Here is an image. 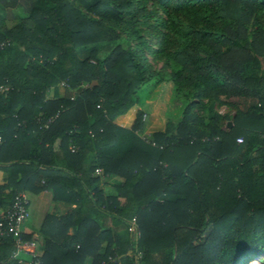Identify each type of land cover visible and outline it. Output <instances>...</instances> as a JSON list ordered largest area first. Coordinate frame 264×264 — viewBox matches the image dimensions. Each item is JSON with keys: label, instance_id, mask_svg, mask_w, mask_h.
Segmentation results:
<instances>
[{"label": "trees", "instance_id": "obj_1", "mask_svg": "<svg viewBox=\"0 0 264 264\" xmlns=\"http://www.w3.org/2000/svg\"><path fill=\"white\" fill-rule=\"evenodd\" d=\"M154 1L168 36L151 53L166 71L130 43L153 16L140 0H36L0 23V211L43 190L74 205L43 218L39 264L264 255V0ZM170 86L179 119L158 117ZM133 107L129 127L115 121ZM2 228L0 264L38 252Z\"/></svg>", "mask_w": 264, "mask_h": 264}, {"label": "crops", "instance_id": "obj_2", "mask_svg": "<svg viewBox=\"0 0 264 264\" xmlns=\"http://www.w3.org/2000/svg\"><path fill=\"white\" fill-rule=\"evenodd\" d=\"M35 1L36 0H0V23L7 28L13 26L20 19L29 15ZM131 113L121 115L117 117L115 121L120 125L129 127L134 119V117H130ZM116 178V176L102 178L99 182V187L106 193H114V187L112 185L115 183ZM25 194L28 198L29 216L24 223V230L26 233H30L33 239L37 240L35 244V247H37L36 250L38 253H42L44 241L38 229L43 218L46 214L55 216L60 215L70 210L74 205L68 202L53 200L51 198V192L48 190H43L37 194L30 192H25ZM84 264H90V258H87Z\"/></svg>", "mask_w": 264, "mask_h": 264}, {"label": "rangeland", "instance_id": "obj_3", "mask_svg": "<svg viewBox=\"0 0 264 264\" xmlns=\"http://www.w3.org/2000/svg\"><path fill=\"white\" fill-rule=\"evenodd\" d=\"M140 1L144 2L145 7L148 9V11H151V13H153V16L149 19L150 24L148 26L142 27L143 41L140 42L136 39H132L130 43L133 47H135V49H137L140 45L141 50L138 52V54H140V59L145 61L146 64L150 65L154 69H162L166 71L167 69L163 66L162 60L151 53V50L156 49L158 46H160L162 41L166 39L168 36L166 30L161 26V24H159L161 11L157 8V5L154 0H140ZM259 20L264 24V11L260 12ZM183 107H184V103H180L175 99L173 94V87L170 86L160 104L158 110V117L161 119H165V118L179 119L182 115ZM212 107L214 110H216L221 114L224 113H229V115L233 114V110L231 109L229 110V108H227L224 105L212 104L211 108ZM197 110L202 114L207 113L206 110H201V109L200 110L197 109ZM129 113H131L130 117L133 118L136 113V108L133 107L132 109H130L128 114ZM228 122L230 125L233 124L231 119L227 120L226 124H228ZM250 264H264V255L260 256V258H256L255 260L251 261Z\"/></svg>", "mask_w": 264, "mask_h": 264}, {"label": "built area", "instance_id": "obj_4", "mask_svg": "<svg viewBox=\"0 0 264 264\" xmlns=\"http://www.w3.org/2000/svg\"><path fill=\"white\" fill-rule=\"evenodd\" d=\"M2 44V43H0ZM9 90L6 85L0 84V93H5ZM1 141V139H0ZM238 142H242V138H237ZM29 216L28 198L25 193H18L13 201L11 207L5 211H0V236L3 234L2 225L6 222L10 230L13 232L16 243L18 244H34V241L23 240L20 236V226L27 220ZM35 245V244H34ZM40 254L38 252L32 253V258L27 261H22V264H39Z\"/></svg>", "mask_w": 264, "mask_h": 264}, {"label": "water", "instance_id": "obj_5", "mask_svg": "<svg viewBox=\"0 0 264 264\" xmlns=\"http://www.w3.org/2000/svg\"><path fill=\"white\" fill-rule=\"evenodd\" d=\"M228 124H229V122H228ZM230 125V124H229Z\"/></svg>", "mask_w": 264, "mask_h": 264}]
</instances>
